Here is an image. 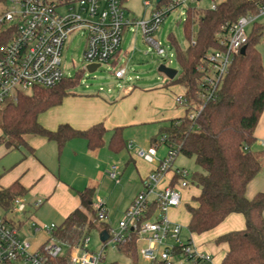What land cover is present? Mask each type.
Instances as JSON below:
<instances>
[{
    "label": "trees",
    "instance_id": "16d2710c",
    "mask_svg": "<svg viewBox=\"0 0 264 264\" xmlns=\"http://www.w3.org/2000/svg\"><path fill=\"white\" fill-rule=\"evenodd\" d=\"M260 5H264V0H222L215 9H203L198 5L188 8L185 20L188 45L184 49L177 46L179 72L174 79L167 77L166 81V86L179 84L184 87L183 95L187 100L183 104L184 115L165 120L153 138L156 142L166 135L179 152L194 157L200 167L190 176L193 185L200 188V194L187 205L190 234L212 230L232 213L244 216L242 229L226 232L215 239L217 245L227 247L220 264H264V192L247 197L248 184L264 167V149L253 148L254 131L264 110V63L258 48L264 23L253 25L245 51L234 57L216 95L210 99L202 86L203 73L198 67L206 63L209 51L220 48L218 33L222 26L242 15L256 13ZM13 36L12 30L0 27V50ZM76 83L77 80L65 77L54 87H36L1 104L0 129L5 135L6 146L9 149L26 146L33 152L27 142L31 135L55 141L59 155L74 138H84L91 150L105 146L108 129L103 123L86 129L61 123L51 130L39 121L41 113L75 94ZM192 112H197L194 119L189 118ZM107 146L115 153L127 148L123 127L113 129ZM26 192L19 181L13 182L0 189V206L11 207L14 198ZM93 193L92 188L81 190L84 208L75 209L53 231L52 239L64 247V253L54 260L55 264H72V250L81 246L93 229L109 231V225L97 217ZM153 211L154 206L142 220L152 218ZM138 238V231L131 230L130 237L118 245L133 264H138ZM151 264L166 263L156 260Z\"/></svg>",
    "mask_w": 264,
    "mask_h": 264
},
{
    "label": "built area",
    "instance_id": "2783aa9c",
    "mask_svg": "<svg viewBox=\"0 0 264 264\" xmlns=\"http://www.w3.org/2000/svg\"><path fill=\"white\" fill-rule=\"evenodd\" d=\"M11 8L0 13V27L10 29L14 36L0 50V105L15 99L19 93L31 92L36 87L51 88L65 78L63 48L69 35L84 30L85 47L83 59L89 64L107 65L115 79H123L127 68L120 64L124 30L130 24L141 26L144 40L153 45L160 56L166 54L154 34L164 18L175 9L186 11L199 5L202 0H143L153 6L151 18L135 21L127 17V0H7ZM218 2L213 0L210 8ZM264 5L256 13L240 16L225 23L218 33L220 48L209 51L206 63L198 68L203 73L202 86L208 99L214 97L234 57L246 46L250 31L257 22H263ZM261 41L264 43V33ZM176 101L187 103L184 95ZM197 112L189 114L194 119ZM167 154L158 166L143 180V188L135 196L118 223V230L109 228L107 241L118 245L125 242L131 230H137L139 238L148 243L139 253L148 261L161 260L166 264H206L212 255L200 251L190 237L183 234V226L172 222L167 215L169 208L181 204L183 190L192 186L191 172L185 167H175L179 148L168 141ZM148 161L157 155V147L136 150ZM107 173L119 178L118 167L113 165ZM43 198L34 202L26 196H16L11 207L2 208L13 216L0 214V264H55L54 260L64 253V247L52 239L58 225L43 223L31 218L33 207L43 204ZM154 206L152 218L142 220ZM99 220H106L108 210L102 200L94 203ZM23 215V217H21ZM14 218V219H13ZM26 218V219H25ZM30 231L45 232L48 239L37 249L32 248ZM89 235L81 246L71 252L72 264H106L103 252L94 253L88 248Z\"/></svg>",
    "mask_w": 264,
    "mask_h": 264
},
{
    "label": "crops",
    "instance_id": "0c3cea01",
    "mask_svg": "<svg viewBox=\"0 0 264 264\" xmlns=\"http://www.w3.org/2000/svg\"><path fill=\"white\" fill-rule=\"evenodd\" d=\"M121 51L119 52V57ZM174 91V86H169ZM168 89V90H169ZM155 97L160 100L162 108V120L183 116L176 108H173V98H170L166 89H162ZM176 95H183L184 90L174 91ZM69 95L64 98L60 105L51 107L47 111L39 115L40 123L48 129L54 130L61 123H69L74 128L86 129L97 123H103L108 129L105 135V146L91 150L88 148L84 138H74L69 140L61 154L58 153L57 144L53 140H49L41 135H31L27 137L28 146L33 148V152L28 147L16 149L21 151V157L17 162L4 168V172L0 174V189L10 186L13 182L19 181L27 190L26 196L29 201L34 202L38 198H43L44 212L42 215L43 223H55L59 225L71 212L77 208H84L79 192L86 188H92L96 195L93 200V207L96 198H104L106 207H108V215H114L118 208H127L143 187L144 178L152 172L159 161L165 156L154 158L153 161L145 160L134 156L131 151L122 154L111 151L107 142L110 140L113 129L116 127H126L130 123L139 121L134 116L135 111L124 110L122 100L119 104L107 101L106 98L99 96L71 97ZM120 96V95H119ZM118 96V97H119ZM79 103H84L85 107H78ZM64 103V105H62ZM68 106L65 107V105ZM124 135V134H123ZM255 143L253 148L264 149V110L257 123L254 131ZM132 145V144H130ZM137 150V149H136ZM136 150L134 153H136ZM127 156V157H126ZM135 157V158H134ZM142 162V163H141ZM132 163L137 174L132 176ZM147 167H144V164ZM117 166L119 170L118 180L113 179L107 173L110 166ZM130 173L127 177V173ZM131 175V176H130ZM134 180L133 190L127 195L123 193L122 183ZM121 185V186H120ZM121 190V191H120ZM258 192H264V167L262 171L248 184L247 197L252 198ZM200 194V188L192 185L183 190L180 208L185 204V223L188 225L190 215L187 211V205L193 202V198ZM185 195V196H184ZM35 196V197H33ZM185 198H191L190 202L184 201ZM121 206V207H120ZM126 208V210H127ZM33 207L31 210H37ZM120 210V209H119ZM179 212H175V216L170 220L182 225ZM183 226V225H182ZM245 226V218L241 213L230 214L222 223L202 234H190V237L197 248L212 255V262L206 264H220L224 257L227 247L226 245H217L215 239L220 235L235 230L242 229ZM101 232V231H100ZM34 235L40 234V237L34 238L32 248H39L47 239L45 232H33ZM139 241L147 245L145 239L138 238L137 250L139 253ZM212 248V249H211Z\"/></svg>",
    "mask_w": 264,
    "mask_h": 264
},
{
    "label": "rangeland",
    "instance_id": "374dc122",
    "mask_svg": "<svg viewBox=\"0 0 264 264\" xmlns=\"http://www.w3.org/2000/svg\"><path fill=\"white\" fill-rule=\"evenodd\" d=\"M216 1L220 2L222 0ZM212 2L213 0H202L199 2L198 6L207 9L211 7ZM126 6L128 9L127 17L131 20L141 22L151 18L153 6H146L143 0H127ZM11 7L10 2L0 1V13L7 11ZM186 18L187 15L185 10L175 9L164 18L160 28L154 34V38L160 41L161 45L166 50V54L163 56L157 53L153 45L144 40L141 26L135 23L130 24L129 27L124 30L121 45L120 64L127 68V74L123 79H115L112 69L107 65H101L93 72L87 69V63L83 59L85 47L84 30H75L69 35L65 42L63 48V68L65 77L77 80L73 89L75 94L71 97L85 98L88 96H99V98H106L107 101L110 100L108 98L113 97L114 99L112 101L114 104H119L124 100L122 103L123 109H127L129 112L135 111L134 116L139 119V121L130 123L124 127L123 134L127 141L128 148L123 151L122 154H126L127 151L130 153L131 151L134 156L143 159L137 153H134L135 150L138 148L147 149L152 145L157 147V157L164 156L168 152V146L161 142L160 138L156 142L153 140L155 135L159 132L160 125L164 123L161 117L163 111L160 106L161 102L156 98V95L163 92L161 91L163 88L166 89L169 97L174 100L173 108H176L179 113H183L184 107L176 101L177 95L174 91H180V89L184 90V87L179 84H172L169 86H174V91L169 89V86H166L167 76L159 71V66L166 65L179 70L177 46L184 49L188 45L185 36ZM258 48L264 63V43L262 41L258 44ZM77 104L78 107H85L84 103H79V101ZM62 105H64V103ZM67 106L68 103L65 107ZM4 138L5 135L0 129V174L4 172V168H8L9 165L17 162L21 157V151L9 149L4 142ZM143 165L144 167L148 166H146L145 163ZM174 166L185 167L192 173L200 170L194 157L186 156L181 152L178 153ZM134 167L132 163L131 173L133 177L134 174H137ZM129 174V172L126 174L127 177ZM121 185L122 188H124L122 192L129 195L131 190H133L134 180L126 181ZM95 195L96 192L94 197ZM98 200L104 201L105 204L107 203L104 198H96L94 201L96 202ZM190 200L191 198L184 197V201L190 202ZM106 208L108 209V207ZM126 208L127 206L125 208H123V206L118 208V211L114 212L112 216L108 215L104 222L107 223L112 230L117 231L118 223L124 218ZM176 210L179 212L180 221L183 222V234L186 237L189 231L185 223L184 202L183 206L180 208H169L167 212L169 219L175 216ZM43 212L44 206L41 208L38 207L37 210H31L29 215L37 221H42ZM0 214L6 215L7 217L13 216L10 212H6L2 208H0ZM21 217H23V215H21ZM25 234L29 237L30 241L33 237H40V234L34 235L33 231ZM89 238V250L94 253L102 251L106 264L114 261H117L118 264H133L131 258L121 252L116 245L108 241L105 243L101 240L99 229H93L89 233ZM142 245H144L143 242L139 241V246L141 247ZM138 264H151V262L138 253Z\"/></svg>",
    "mask_w": 264,
    "mask_h": 264
},
{
    "label": "water",
    "instance_id": "95a60500",
    "mask_svg": "<svg viewBox=\"0 0 264 264\" xmlns=\"http://www.w3.org/2000/svg\"><path fill=\"white\" fill-rule=\"evenodd\" d=\"M158 1H159V0H158ZM245 48H246V46H244V47L242 48L241 53H243V52L245 51ZM86 67H87V69H88L90 72H93V71H95V70L97 69L98 65H97V64H89V65H87ZM159 71H160L161 73L165 74L169 79H174V78L177 76L178 72H179L178 69H176V68H171V67H168V66H166V65H160V66H159ZM108 236H109V233H108L107 230H102V231L100 232V238H101V240H102L103 242H105V241L108 239Z\"/></svg>",
    "mask_w": 264,
    "mask_h": 264
}]
</instances>
